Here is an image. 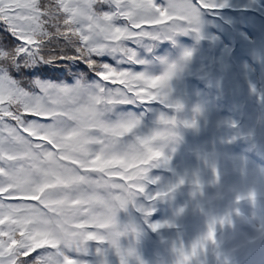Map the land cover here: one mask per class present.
I'll list each match as a JSON object with an SVG mask.
<instances>
[{"label":"snow or ice","instance_id":"obj_1","mask_svg":"<svg viewBox=\"0 0 264 264\" xmlns=\"http://www.w3.org/2000/svg\"><path fill=\"white\" fill-rule=\"evenodd\" d=\"M216 7L212 0H0V264H88L93 249L97 264H107L109 252L120 255V237L135 232L117 214L134 205L148 223L152 202L167 195L146 196L161 157L154 146L179 122L162 114L155 130L138 134L141 118L129 109L166 103L171 76L137 70L138 49L188 32L199 37L201 12ZM226 222L230 216L219 221ZM216 223L190 248L174 247L177 264H198L216 244ZM171 226L150 224L154 232Z\"/></svg>","mask_w":264,"mask_h":264},{"label":"clouds","instance_id":"obj_2","mask_svg":"<svg viewBox=\"0 0 264 264\" xmlns=\"http://www.w3.org/2000/svg\"><path fill=\"white\" fill-rule=\"evenodd\" d=\"M186 52H189V51H185L184 53H182V55L180 56V58L177 61L171 62V63L166 62L164 64V67H163L161 73L158 75V76H162L166 72L171 71L170 78L167 79L165 82V87L167 90V96L169 95V91H170V89H169L170 81L182 70L183 63L187 62L191 58V56L188 58H185ZM191 55H192V53H191ZM170 66H174V67H170ZM179 111H177V112H179ZM196 112H197V114H199V109H197ZM172 117H174L179 122V126L176 128L175 132L169 133L168 135L163 136L162 139L160 140V142L154 146V150L159 151L161 154V157L156 162H154L153 167L157 166L160 162H163V160L167 159V157L165 156V152H164L165 148H167L168 146H170L172 144L179 142V140H180L179 129L181 128V126L184 128H195L197 126V121H196L195 117L191 121H189V120L181 121V120H178L175 116H172ZM185 121L193 122L194 126L185 127L184 126ZM165 193H167V195H165V196H168L170 192L166 191ZM165 196H163V197H165ZM254 200H255V198H254ZM133 210L136 211L134 205L130 206L128 209H122L117 214L118 223L121 225H132V226H134L135 232L131 231V229H130L128 234L122 235L120 237V240H119L120 255H116L115 252L113 253L114 256L116 257V264H120L121 256H123L124 264H145V261L142 259V257L138 253L137 247H136L137 244L139 243V237L141 235L140 231L138 230V228L135 226L134 223H132V222L125 223V222H122L120 220V214L121 213L128 214L129 212H131ZM184 211H185V208L181 207L178 210L177 215L179 216V215L183 214ZM239 215H240V213L236 212V216L238 217ZM228 216H230L231 222L230 223L226 222L223 226H221L219 223L220 219L224 218V217H228ZM213 220H215L217 222L216 223V232H217L218 226L220 229H223L225 226L234 227V218H233L232 213H228V214H225L223 216L210 217L209 223L212 222ZM209 223H208V225H209ZM169 224L172 225L171 227H173L172 223L169 222ZM171 227H168V228H171ZM254 228H255V231H254L253 235L249 238L248 246L255 253L256 259L254 261V264H264V220H261L259 222V224L254 226ZM136 233H139V236H137ZM123 241L128 242L127 246H124V244L122 243ZM180 246H181V244H177L174 247L178 249ZM210 246L212 247V249L214 251V254L216 256V260L218 261V264H233L229 254L221 251V248H220V245H219L217 239H216L215 245L210 244L199 253L197 261L199 260V258L207 255ZM129 252H131L130 255H129ZM174 252H175V256H176L175 264H177L178 259H179V254H178V251H174Z\"/></svg>","mask_w":264,"mask_h":264},{"label":"rangeland","instance_id":"obj_3","mask_svg":"<svg viewBox=\"0 0 264 264\" xmlns=\"http://www.w3.org/2000/svg\"><path fill=\"white\" fill-rule=\"evenodd\" d=\"M234 1H236V0H234ZM231 2H233V1H231ZM212 21L213 20H211V22ZM193 36H194V34H193ZM202 114H203L204 117L208 118L207 116L209 115V112H207L206 110H204V112H202ZM163 222H165V221H163Z\"/></svg>","mask_w":264,"mask_h":264}]
</instances>
